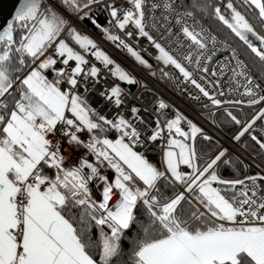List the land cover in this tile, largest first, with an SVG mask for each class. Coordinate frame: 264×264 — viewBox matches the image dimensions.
<instances>
[{
  "label": "snow or ice",
  "instance_id": "1",
  "mask_svg": "<svg viewBox=\"0 0 264 264\" xmlns=\"http://www.w3.org/2000/svg\"><path fill=\"white\" fill-rule=\"evenodd\" d=\"M0 264H264V0H20L0 28Z\"/></svg>",
  "mask_w": 264,
  "mask_h": 264
},
{
  "label": "built area",
  "instance_id": "2",
  "mask_svg": "<svg viewBox=\"0 0 264 264\" xmlns=\"http://www.w3.org/2000/svg\"><path fill=\"white\" fill-rule=\"evenodd\" d=\"M86 32L91 33L87 28H85ZM100 44L103 50L109 53L113 58H115L126 70L131 71L136 77L141 78L143 80H147L151 89H154L160 92L166 100L171 102L176 108L180 109L185 114L189 115L191 118L195 119V114L192 112L190 105L188 102L181 96H178L176 93L172 91H166L162 86L157 85L154 81L149 80L148 77L144 74V72L136 66L129 58L125 55L119 53L115 48H113L110 44H108L103 39L92 34ZM131 92L135 96H139L140 99L135 101L138 106H146L151 103V94L150 92H145L142 88L132 87ZM224 143L228 144V140L225 138ZM231 147V145H229Z\"/></svg>",
  "mask_w": 264,
  "mask_h": 264
},
{
  "label": "water",
  "instance_id": "3",
  "mask_svg": "<svg viewBox=\"0 0 264 264\" xmlns=\"http://www.w3.org/2000/svg\"><path fill=\"white\" fill-rule=\"evenodd\" d=\"M20 0H0V28L12 19Z\"/></svg>",
  "mask_w": 264,
  "mask_h": 264
},
{
  "label": "trees",
  "instance_id": "4",
  "mask_svg": "<svg viewBox=\"0 0 264 264\" xmlns=\"http://www.w3.org/2000/svg\"><path fill=\"white\" fill-rule=\"evenodd\" d=\"M100 22L103 24L105 22V18L103 16L100 17ZM86 28L92 33L94 34L95 36L100 37L99 33H98V30H96L92 25H87Z\"/></svg>",
  "mask_w": 264,
  "mask_h": 264
},
{
  "label": "rangeland",
  "instance_id": "5",
  "mask_svg": "<svg viewBox=\"0 0 264 264\" xmlns=\"http://www.w3.org/2000/svg\"><path fill=\"white\" fill-rule=\"evenodd\" d=\"M102 39V38H101ZM107 42V41H106ZM108 44H110L109 42H107ZM111 45V44H110ZM113 48H115L113 45H111ZM117 50V49H116ZM119 52V50H117ZM121 53V52H119ZM122 54V53H121ZM124 55V54H123ZM126 56V55H125ZM127 57V56H126ZM128 58V57H127ZM115 59V58H114ZM130 59V58H129ZM116 60V59H115ZM131 60V59H130ZM117 61V60H116ZM132 61V60H131ZM118 62V61H117ZM133 62V61H132ZM119 63V62H118Z\"/></svg>",
  "mask_w": 264,
  "mask_h": 264
}]
</instances>
